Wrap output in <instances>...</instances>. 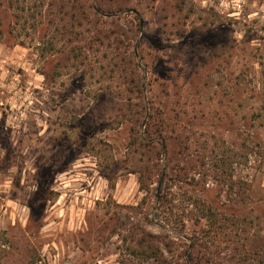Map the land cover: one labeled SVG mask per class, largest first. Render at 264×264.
I'll list each match as a JSON object with an SVG mask.
<instances>
[{
  "label": "rangeland",
  "instance_id": "1",
  "mask_svg": "<svg viewBox=\"0 0 264 264\" xmlns=\"http://www.w3.org/2000/svg\"><path fill=\"white\" fill-rule=\"evenodd\" d=\"M200 190L225 216L196 224ZM194 239L264 264V0H0V264H185Z\"/></svg>",
  "mask_w": 264,
  "mask_h": 264
},
{
  "label": "trees",
  "instance_id": "2",
  "mask_svg": "<svg viewBox=\"0 0 264 264\" xmlns=\"http://www.w3.org/2000/svg\"><path fill=\"white\" fill-rule=\"evenodd\" d=\"M161 180H160V184L162 185V180L164 178H166L167 174L164 175V173H161ZM165 176V177H164ZM172 181H174V179H172ZM160 184H159V190H156L155 193V202H156V208L157 211H160V213L164 214V215H168V217L172 214V208L170 206V203L173 202L171 199H169V195H171V190L172 187H167V185L165 186H161L160 188ZM198 186V185H197ZM196 185H191V189L193 190H199L200 188H197ZM163 187V188H162ZM158 189V188H157ZM162 189V190H161ZM201 192H203V196H204V209L202 211V214L197 218V222L196 224H200L201 220H205L208 224L210 222V224H212V222L214 220H212V218H216L218 216H225V211L224 209L221 207V204L219 203V201L209 197L208 195H206L207 193L204 192V190H200ZM223 215H220V214ZM232 217V224L233 226H235L237 223L234 221L235 219L233 214H231ZM182 219L179 221V223L181 224ZM205 232V230H200V234ZM188 251H186V253H184V260H185V264H202V262L199 260L198 257H196L195 254L199 253V249H200V242L198 239H194L188 246Z\"/></svg>",
  "mask_w": 264,
  "mask_h": 264
},
{
  "label": "water",
  "instance_id": "3",
  "mask_svg": "<svg viewBox=\"0 0 264 264\" xmlns=\"http://www.w3.org/2000/svg\"><path fill=\"white\" fill-rule=\"evenodd\" d=\"M157 190H159V185H158V189Z\"/></svg>",
  "mask_w": 264,
  "mask_h": 264
}]
</instances>
